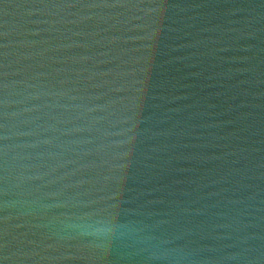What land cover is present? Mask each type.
Wrapping results in <instances>:
<instances>
[{"label": "water", "instance_id": "1", "mask_svg": "<svg viewBox=\"0 0 264 264\" xmlns=\"http://www.w3.org/2000/svg\"><path fill=\"white\" fill-rule=\"evenodd\" d=\"M0 264H264V0H0Z\"/></svg>", "mask_w": 264, "mask_h": 264}, {"label": "clouds", "instance_id": "2", "mask_svg": "<svg viewBox=\"0 0 264 264\" xmlns=\"http://www.w3.org/2000/svg\"><path fill=\"white\" fill-rule=\"evenodd\" d=\"M82 227H86L91 231V234L103 238L111 233L112 230L118 229L121 226L113 225L107 222L106 218L98 217L92 220L84 221L81 224Z\"/></svg>", "mask_w": 264, "mask_h": 264}]
</instances>
